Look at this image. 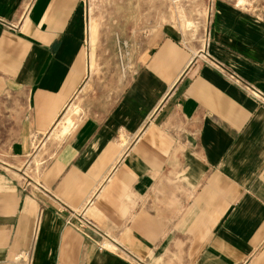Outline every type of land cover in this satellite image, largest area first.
I'll return each instance as SVG.
<instances>
[{"label": "crops", "instance_id": "crops-1", "mask_svg": "<svg viewBox=\"0 0 264 264\" xmlns=\"http://www.w3.org/2000/svg\"><path fill=\"white\" fill-rule=\"evenodd\" d=\"M245 3L214 0L201 44L162 6L120 72L83 0H0V264H264V15Z\"/></svg>", "mask_w": 264, "mask_h": 264}, {"label": "rangeland", "instance_id": "rangeland-1", "mask_svg": "<svg viewBox=\"0 0 264 264\" xmlns=\"http://www.w3.org/2000/svg\"><path fill=\"white\" fill-rule=\"evenodd\" d=\"M148 1L151 5L146 4V0H83L87 31L89 29L91 32L95 29V38L97 39L95 44L99 41L102 46L101 51L105 53L102 55L103 58H109L113 55L110 50L115 47L117 50L115 60L120 65V72L122 71L128 48L140 51V47L145 45L147 34L152 26L150 21L153 16L152 12H159L162 6L163 9L168 7L171 13H175L174 19L171 18L172 20L169 21L180 28L186 40L199 39L200 44L203 42L204 34L207 31V19L210 15V10L207 9L210 3L208 0H169L172 4L165 2L166 0ZM213 1L211 0L212 3ZM253 3L257 6L262 5L261 0H253ZM248 9L250 8L248 7ZM130 11L131 13H129ZM165 21L166 19L163 22ZM89 43L87 40L85 44L87 55ZM95 60V56L91 55L88 62V71L98 70V64L95 63ZM83 103L81 95L71 101L58 117L54 125V131L58 132V134L67 132L71 124L81 118ZM67 117H70L71 121L67 120L69 124L66 125L65 129L63 127ZM43 152L44 150H42Z\"/></svg>", "mask_w": 264, "mask_h": 264}, {"label": "built area", "instance_id": "built-area-1", "mask_svg": "<svg viewBox=\"0 0 264 264\" xmlns=\"http://www.w3.org/2000/svg\"><path fill=\"white\" fill-rule=\"evenodd\" d=\"M210 3H209V7H207L208 10H211L212 8V2L211 0H208ZM261 4L262 5H254L253 3V0H246V3L243 5L244 7H246V9H248V7L250 9H248L249 11H251L252 13L258 15V16H263L264 15V0H261ZM29 3L28 5L25 6V12L28 11L29 9ZM4 25L7 26L8 28H11V29H15L17 28L16 25H14L13 23H7V22H4ZM204 42L206 41L207 39V36L205 34L204 36ZM247 88L249 89V91L251 92V94L258 98L259 95L258 93L254 90V88L252 86H247ZM85 223L87 225H91L90 223H88L87 221H85ZM80 225V224H79ZM81 226V225H80ZM92 226V225H91ZM100 241L98 242V247L101 248V249H111L115 244V241L113 239H111L108 235L102 233L100 234ZM117 247H119V245H117ZM119 251L126 255L127 257H129L130 259H132L133 261H138L134 255H132V253H130L128 250L124 249L123 247H119Z\"/></svg>", "mask_w": 264, "mask_h": 264}, {"label": "bare ground", "instance_id": "bare-ground-1", "mask_svg": "<svg viewBox=\"0 0 264 264\" xmlns=\"http://www.w3.org/2000/svg\"><path fill=\"white\" fill-rule=\"evenodd\" d=\"M64 128V127H63Z\"/></svg>", "mask_w": 264, "mask_h": 264}]
</instances>
